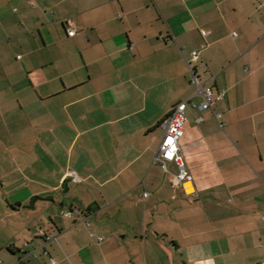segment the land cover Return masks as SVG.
<instances>
[{"label": "crops", "instance_id": "1", "mask_svg": "<svg viewBox=\"0 0 264 264\" xmlns=\"http://www.w3.org/2000/svg\"><path fill=\"white\" fill-rule=\"evenodd\" d=\"M189 97L192 192L155 160ZM50 259L264 264V0H0V264Z\"/></svg>", "mask_w": 264, "mask_h": 264}, {"label": "built area", "instance_id": "2", "mask_svg": "<svg viewBox=\"0 0 264 264\" xmlns=\"http://www.w3.org/2000/svg\"><path fill=\"white\" fill-rule=\"evenodd\" d=\"M76 31L70 29L69 35H74ZM236 35V33H233ZM198 51L192 52L191 60H187L190 71L192 73V80L195 86V95L202 98V103L199 105L200 109H210L219 118L220 114L215 112V105L217 102L223 100L225 93L220 91L216 93L210 81L201 83L196 74L192 62L197 61ZM20 58V56H18ZM190 97L176 103L171 109L170 113L167 114L160 122V127L163 130V137L161 139L158 151L155 155V160H160L163 163L165 170H167V163L173 162L178 168L177 179L182 187L187 192L186 183L193 181V176L187 167L183 151L181 148V139L185 132V123L187 120V107ZM202 121V118H198V122ZM73 175V173H71ZM73 179L78 181V177L73 175ZM64 180V179H63ZM148 192H144L143 196H147ZM65 217H75L76 221L85 222L87 226L90 223L87 221V216L84 215L80 209L73 208L64 213ZM39 234L44 236L46 240L49 237L45 234L43 229L39 230ZM104 237L99 238V242L103 241ZM1 262V260H0ZM49 264H57L54 259H50Z\"/></svg>", "mask_w": 264, "mask_h": 264}, {"label": "bare ground", "instance_id": "3", "mask_svg": "<svg viewBox=\"0 0 264 264\" xmlns=\"http://www.w3.org/2000/svg\"><path fill=\"white\" fill-rule=\"evenodd\" d=\"M186 188L188 192H192L193 191V187L192 184L190 182L186 183Z\"/></svg>", "mask_w": 264, "mask_h": 264}, {"label": "rangeland", "instance_id": "4", "mask_svg": "<svg viewBox=\"0 0 264 264\" xmlns=\"http://www.w3.org/2000/svg\"><path fill=\"white\" fill-rule=\"evenodd\" d=\"M188 116H189V118H191V113H190V111H188ZM159 135V138H161L162 137V135H163V131L162 130H160L159 131V133H158Z\"/></svg>", "mask_w": 264, "mask_h": 264}]
</instances>
